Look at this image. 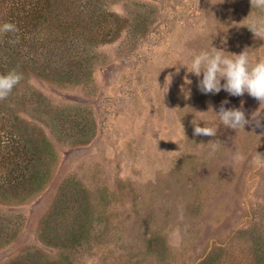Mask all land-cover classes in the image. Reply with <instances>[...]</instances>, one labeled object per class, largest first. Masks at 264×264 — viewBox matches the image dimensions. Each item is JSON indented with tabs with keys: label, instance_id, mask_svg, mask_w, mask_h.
Here are the masks:
<instances>
[{
	"label": "rangeland",
	"instance_id": "1",
	"mask_svg": "<svg viewBox=\"0 0 264 264\" xmlns=\"http://www.w3.org/2000/svg\"><path fill=\"white\" fill-rule=\"evenodd\" d=\"M101 2L124 27L90 47V76L19 72L14 110L55 158L39 190L0 202V264H264V126L236 131L212 111L243 102L251 119L260 102L203 94L202 74L173 66L211 46L264 60V33L247 27L264 11L251 0ZM211 121L216 136L193 135ZM217 139L224 146L210 154Z\"/></svg>",
	"mask_w": 264,
	"mask_h": 264
},
{
	"label": "trees",
	"instance_id": "2",
	"mask_svg": "<svg viewBox=\"0 0 264 264\" xmlns=\"http://www.w3.org/2000/svg\"><path fill=\"white\" fill-rule=\"evenodd\" d=\"M102 6L101 0H0V24L14 23L18 29L0 34V74L23 71L59 82L90 76V47L117 39L124 27L123 19ZM13 93L14 89L0 100V202L12 190L30 186L39 190L55 158L47 137L15 112ZM11 264H43V260L30 257Z\"/></svg>",
	"mask_w": 264,
	"mask_h": 264
},
{
	"label": "clouds",
	"instance_id": "3",
	"mask_svg": "<svg viewBox=\"0 0 264 264\" xmlns=\"http://www.w3.org/2000/svg\"><path fill=\"white\" fill-rule=\"evenodd\" d=\"M252 8L264 11V0H251ZM255 36L264 33V19H254L247 26ZM18 31L16 25L10 22L0 24V34ZM211 46L210 51H200L191 57L190 62H178L175 65L186 67L187 72L195 74L198 78V90L203 94H218L221 90L226 91L230 96H243L245 93L260 102V109L253 113L252 118H246L243 110V102L239 108L225 107L229 103L225 99L217 111L212 110L220 120V123L227 128L234 130H244L246 125H250L255 120L257 127H262L261 120L257 119L261 115V105H264V60L251 63L249 53L244 50L240 54H231ZM180 71V67L176 68ZM22 74L12 70L5 74H0V100L6 99L12 90L19 84ZM170 80V77L166 78ZM223 81V83H222ZM185 83L191 81L185 77ZM190 89L184 92L186 98L190 97ZM195 124V122H193ZM218 125L214 122L204 123L201 127L195 125L193 135L216 136ZM210 149V154L215 153L224 145L220 140H215L206 144ZM239 159V155L235 157ZM255 162L264 165V153H256Z\"/></svg>",
	"mask_w": 264,
	"mask_h": 264
}]
</instances>
